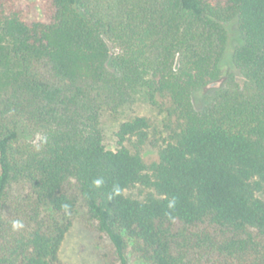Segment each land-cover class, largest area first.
<instances>
[{
	"label": "trees",
	"instance_id": "1",
	"mask_svg": "<svg viewBox=\"0 0 264 264\" xmlns=\"http://www.w3.org/2000/svg\"><path fill=\"white\" fill-rule=\"evenodd\" d=\"M139 97L162 140L110 149ZM77 221L104 264H264V0H0V264H65Z\"/></svg>",
	"mask_w": 264,
	"mask_h": 264
},
{
	"label": "rangeland",
	"instance_id": "2",
	"mask_svg": "<svg viewBox=\"0 0 264 264\" xmlns=\"http://www.w3.org/2000/svg\"><path fill=\"white\" fill-rule=\"evenodd\" d=\"M134 116L149 118L153 124V133H155L153 135L159 141L162 140L163 134L161 133L165 116L147 103L143 97H139L134 105L123 109L117 115H113L108 111L104 113L102 127L106 143L110 149H116L118 146L116 134L121 124ZM143 157L147 164L158 161V148L152 142H149L145 146ZM127 193L131 196L144 198L147 191L142 187H136ZM110 246L111 243L107 238H100L90 232L81 221H77L63 244L61 255L65 264H104V255L109 252Z\"/></svg>",
	"mask_w": 264,
	"mask_h": 264
},
{
	"label": "clouds",
	"instance_id": "3",
	"mask_svg": "<svg viewBox=\"0 0 264 264\" xmlns=\"http://www.w3.org/2000/svg\"><path fill=\"white\" fill-rule=\"evenodd\" d=\"M94 183H95V185H96L97 187H99L100 184L102 183V181H100V180H96ZM174 206H175V200L170 201L168 207H169V208H173ZM11 226H12V229L15 231V230H19V229H21V228L23 227V224H22L21 221H19V220H15V221L12 222V225H11Z\"/></svg>",
	"mask_w": 264,
	"mask_h": 264
}]
</instances>
